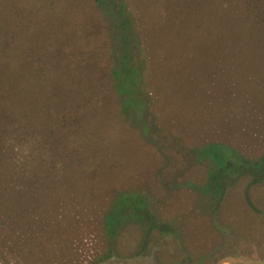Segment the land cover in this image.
Here are the masks:
<instances>
[{"label":"rangeland","instance_id":"374dc122","mask_svg":"<svg viewBox=\"0 0 264 264\" xmlns=\"http://www.w3.org/2000/svg\"><path fill=\"white\" fill-rule=\"evenodd\" d=\"M124 1L145 48L141 72L119 77L124 89L142 87L127 112L111 73H126L113 58L116 16L93 0L0 5V39L12 43L0 51L1 85L45 87L48 97L54 84L109 91L91 102L101 109L95 134L56 137L48 114L45 133L0 149V264L263 260L264 177L253 183L247 171L264 154V0ZM227 163L229 179L214 181L213 166ZM130 193L171 232L145 239L149 220L132 214L109 245L104 215ZM27 241L35 254L21 251Z\"/></svg>","mask_w":264,"mask_h":264},{"label":"trees","instance_id":"16d2710c","mask_svg":"<svg viewBox=\"0 0 264 264\" xmlns=\"http://www.w3.org/2000/svg\"><path fill=\"white\" fill-rule=\"evenodd\" d=\"M93 1L95 5L101 8L100 0ZM6 2L7 0H0V5L3 6ZM109 3L112 4V6H107L109 9H101L102 12H105L103 13L106 14V18L109 17V19H111L110 17L112 16L117 17H114L115 24L112 23L110 26V33L113 37V44L115 47L113 49V58L116 62L123 61V63L126 64L124 69L126 73L123 72L126 75L120 73V76H118L115 71L111 72L114 80H116V85H119V87L116 86L114 97L118 100L120 107L122 104V109L127 112L128 103L131 100L130 96L133 95L137 101L140 100L138 94L142 87L140 86L138 89L135 88L134 91L127 90L122 88L120 80H124L123 77H125L128 78L130 82L132 77H136L137 74L141 72L142 66H144L143 49L145 48H142L139 37L140 34L137 30V23L133 15H131V11H129L125 1L110 0ZM117 6L120 7L117 8ZM5 7L8 12H12L11 5L7 4ZM32 8H34L33 4L28 7V10ZM29 16L33 18L30 13ZM4 47L9 50L12 47V43L7 39H0V51L1 49L3 50ZM120 53L123 55H120ZM0 65L4 67L3 62ZM2 70L3 69L0 70V76L4 75V71ZM10 71L13 70L10 69ZM10 76L14 79V75L10 73L7 77L8 80L12 81ZM108 76L109 75H107V77ZM119 77L121 78L120 80ZM54 78V83H56L57 76H54ZM48 93H51V96H47L48 94L46 93L45 87L37 88L26 86L23 88L15 84L10 85L9 82L5 85L0 84V149L3 147L4 149L10 150L20 145L22 141L25 140L21 139V135L26 136V134H28L27 138L31 140L32 138L29 137L34 133L36 134L37 128L39 129L38 133H45L46 126L44 117L48 114L52 117V126L49 132L56 137L60 136L62 138H67L76 135L81 137L85 135V133L89 135L95 134L96 119L100 116L101 109L96 104H91V102L95 100L94 97H99L101 99L108 98L109 91L87 88L81 93L80 90H73L54 84L53 88ZM76 94H80V97ZM75 98L78 100L75 101ZM48 104L49 108H47ZM28 140L26 142L29 143ZM56 140L58 142L60 141L59 139ZM67 140L70 141V139ZM68 147L69 145H67L66 149ZM206 147L207 145L204 146V151H206ZM263 161L264 154L258 159L249 162L250 167L247 172L253 176V183L260 182L264 177V167L263 165L260 166ZM231 167L232 165L230 163H227L224 169L213 166L212 171L214 170L213 174L215 175L214 181H219L221 176H225L229 179L228 171ZM242 168L243 167L239 165L238 172L244 173L245 171L241 170ZM262 173L263 175L260 176ZM220 195L221 194H218L216 198H219ZM145 203V197L143 195L130 193L125 200H121L120 205L118 204L115 207H111L107 211L103 218V231L106 242L109 245L112 244V241L116 239L120 235V232L131 222L132 218H130V216L132 214L134 216L140 213L138 216L142 219H138V223L143 219L145 221L149 220L150 226L144 230L145 239H148L149 235L154 231H158L162 234L171 232V229L167 225L158 221L150 208H146ZM248 204L250 205V202H248ZM132 205L135 206L136 212L128 210ZM141 212H144L143 216ZM141 223L144 224L143 222ZM29 241H31V239ZM12 242L17 243V239H13ZM32 245L33 243L31 242L24 244L21 251L23 252L22 249H24L28 254H35L33 251L34 246ZM0 257H2L1 250Z\"/></svg>","mask_w":264,"mask_h":264},{"label":"water","instance_id":"95a60500","mask_svg":"<svg viewBox=\"0 0 264 264\" xmlns=\"http://www.w3.org/2000/svg\"><path fill=\"white\" fill-rule=\"evenodd\" d=\"M216 264H264V259L254 260L235 256H227L220 259Z\"/></svg>","mask_w":264,"mask_h":264}]
</instances>
